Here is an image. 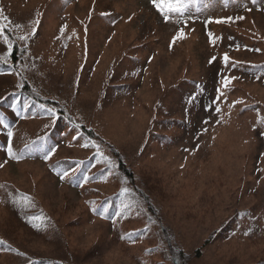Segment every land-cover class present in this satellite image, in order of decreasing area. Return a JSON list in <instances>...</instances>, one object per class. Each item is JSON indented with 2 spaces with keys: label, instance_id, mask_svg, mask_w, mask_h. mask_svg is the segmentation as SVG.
I'll use <instances>...</instances> for the list:
<instances>
[{
  "label": "rangeland",
  "instance_id": "rangeland-1",
  "mask_svg": "<svg viewBox=\"0 0 264 264\" xmlns=\"http://www.w3.org/2000/svg\"><path fill=\"white\" fill-rule=\"evenodd\" d=\"M179 7L165 21L152 0H0V235L28 256L10 264H167L138 192L174 247L216 232L189 264L264 259V0Z\"/></svg>",
  "mask_w": 264,
  "mask_h": 264
},
{
  "label": "trees",
  "instance_id": "trees-1",
  "mask_svg": "<svg viewBox=\"0 0 264 264\" xmlns=\"http://www.w3.org/2000/svg\"><path fill=\"white\" fill-rule=\"evenodd\" d=\"M10 60L13 62H16V60H18L16 56V49L12 52L10 56ZM19 77L21 80V90H20L21 94H23L28 100H31L34 103L55 109L60 118H63V120L68 123L69 122L72 123L70 116L66 113V107L64 105L59 106L58 104L53 103L50 100L44 98L40 93L34 91L26 80H24L23 78L21 79L20 75ZM78 130L81 135H84L86 138L97 141L103 145V147L107 150V152L116 159L117 173L114 172L115 175L116 176L119 175L122 182L126 180L135 190H137L133 170L129 165L126 164V162L124 161L122 156L116 151V149H114V147H112L111 145L103 142L92 130L85 129L83 127H79ZM105 170L107 169H104L102 171ZM95 176L96 175L94 173V175H92V178H94ZM77 177H79V174L77 175ZM122 190L123 188H120L119 191ZM138 193L139 194H137L136 196H139L142 199L143 203L141 206L142 208L144 206L145 213L148 216L147 218H145V220L142 218L141 221H143L144 223H149L152 219L156 220V223H149V225L159 232L160 236L159 238L157 237L156 240H158V244L162 245L160 254L161 253L163 254L164 262H166L167 264H189L191 260L195 258H199L202 254V249H204L207 246V244L210 243L212 238L214 239L216 232L212 233L209 236V238L204 242V244L201 246L200 249L194 251L192 255L188 254L183 249L174 247L171 238L167 233L166 228L162 225L161 217L158 211L156 210L155 202L153 201L152 197L150 198V195H146L141 192ZM126 200H127L126 195L122 193H117L112 197V199H109V203L112 206L119 205L121 209H124V206L127 203ZM263 226L264 223H261V227ZM140 232H136L135 234L139 235ZM261 238L264 237L261 236ZM14 252H17L19 256L16 257ZM1 256L3 258L10 257L9 262L7 264H10L11 261H15L16 259L22 260L24 262L25 258L28 257L27 254L23 253L18 247L13 245L12 242H10L2 235H0V257ZM31 260L32 262H37L39 264H51L53 262L51 259L48 258H37V259L31 258ZM254 264H264V259H260Z\"/></svg>",
  "mask_w": 264,
  "mask_h": 264
},
{
  "label": "snow or ice",
  "instance_id": "snow-or-ice-1",
  "mask_svg": "<svg viewBox=\"0 0 264 264\" xmlns=\"http://www.w3.org/2000/svg\"><path fill=\"white\" fill-rule=\"evenodd\" d=\"M182 2H183V0H152L153 6L156 8V10L158 12L161 13V15L163 16L165 21H167L169 19V13L182 11V9L179 7V5ZM253 2L255 3V0H253ZM242 18L243 17H241V19ZM229 19H231V18H229ZM220 22H224V21H217V23H220ZM181 36H182V34H181ZM210 39H211V36H210ZM224 59L227 62L228 56L225 55ZM230 82H231L230 80L225 78L224 86L227 87ZM49 111L51 112V109H49ZM216 111H219V109L217 108ZM8 135L11 136V133H9ZM8 151H9V154H11L12 149L9 147ZM0 166H2V165H0Z\"/></svg>",
  "mask_w": 264,
  "mask_h": 264
}]
</instances>
